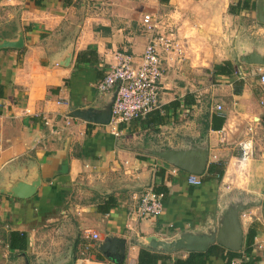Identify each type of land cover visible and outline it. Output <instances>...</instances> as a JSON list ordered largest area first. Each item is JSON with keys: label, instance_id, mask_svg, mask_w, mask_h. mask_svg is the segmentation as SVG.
<instances>
[{"label": "crops", "instance_id": "obj_1", "mask_svg": "<svg viewBox=\"0 0 264 264\" xmlns=\"http://www.w3.org/2000/svg\"><path fill=\"white\" fill-rule=\"evenodd\" d=\"M127 2L44 0L39 8L34 0H0V264H119L107 254L121 245V264H136L150 237L219 245L218 239L231 237L235 213L242 234L238 251L256 225L251 256L264 264V85L258 73L264 66L246 65L237 49H227L232 23L236 27L237 18L249 14L229 12L237 0L140 1L142 28L143 16L160 7L181 16L183 37L175 36L182 57L161 59L157 110L163 115L173 102L186 104L163 125L146 127L136 119L114 137L104 124L70 116L74 110L107 112L113 94L99 95L95 85L114 52L142 55L148 35L129 30ZM15 41L20 48L4 46ZM255 53L264 57V47ZM225 62L230 76L215 72ZM251 120L257 123L256 153L244 159L238 143ZM210 164L224 171L205 181ZM189 175L202 185H190ZM36 178L33 196L6 194ZM148 188L162 192L163 213L135 220V197ZM110 196L116 205L100 212ZM12 231L27 235L25 252L9 249ZM85 231L98 239L84 238ZM156 252L173 260L189 251Z\"/></svg>", "mask_w": 264, "mask_h": 264}, {"label": "built area", "instance_id": "obj_2", "mask_svg": "<svg viewBox=\"0 0 264 264\" xmlns=\"http://www.w3.org/2000/svg\"><path fill=\"white\" fill-rule=\"evenodd\" d=\"M142 24L148 35L142 55L135 59L124 52H114L112 64L100 79L95 89L99 95H106L116 90V96L111 107V118L106 126L114 137L121 135V126L136 119H144L149 113L157 109V96L159 83L163 76L161 59L163 56L170 60L172 56L181 58L182 48L177 43L172 28L156 31L158 26L154 15H144ZM259 80L264 85V70L258 68ZM237 75V72H235ZM221 110V106H217ZM256 121L251 120L246 128L245 137L238 143L242 158L252 159L255 156V130ZM225 133H221V141L225 140ZM177 174L176 169L172 170ZM187 182L193 186L202 185L201 179L196 175H189ZM137 207L134 219L157 217L163 213V194L156 193L151 188L145 189L135 197ZM129 230L132 228L129 226ZM84 238L97 240L98 235L90 231L84 232ZM125 264H134L127 260Z\"/></svg>", "mask_w": 264, "mask_h": 264}, {"label": "trees", "instance_id": "obj_3", "mask_svg": "<svg viewBox=\"0 0 264 264\" xmlns=\"http://www.w3.org/2000/svg\"><path fill=\"white\" fill-rule=\"evenodd\" d=\"M44 0H34L37 7H42ZM64 4H70L72 0H62ZM161 4H166L168 0H159ZM256 9V0H237L233 5L229 6V12L232 14L248 12L251 13ZM81 55L77 57V63L80 62ZM232 66L229 62H225L223 65L215 67V72L218 74L228 75L232 74ZM186 103H180L178 101L173 102L164 107V114L161 115L160 111L155 109L149 113L143 120V126L155 128L159 125H163L165 120L168 119V115L173 116L176 110L180 109ZM150 116V117H148ZM168 117V118H167ZM140 120V119H139ZM224 166L219 164H210L204 175L205 181L213 179L212 176L217 175L220 177L223 174ZM155 192L160 191L155 189ZM162 193V192H161ZM116 205V200L110 196L105 199L104 203L99 207L100 212H108L110 208ZM255 224V223H254ZM256 225H251L247 231L244 250L231 251L224 247L214 244L210 245L204 252H188L185 258L171 259L170 255L162 254L150 251L145 248H141L138 253L136 264H166L172 261V264H215L214 261L218 259L221 264H232L236 259H240V264H255V260L252 256V247L254 244V238L256 236ZM8 246L10 250H16L19 252H25L28 246V238L25 233L12 231L8 234Z\"/></svg>", "mask_w": 264, "mask_h": 264}, {"label": "water", "instance_id": "obj_4", "mask_svg": "<svg viewBox=\"0 0 264 264\" xmlns=\"http://www.w3.org/2000/svg\"><path fill=\"white\" fill-rule=\"evenodd\" d=\"M256 11H257V16H258V21L261 23H264V11H262L261 7L259 4L256 6ZM7 44L4 45L5 47H15V48H20L21 47V42H6ZM69 58V55H67V58ZM244 62L250 65H257V66H264V57H258L257 55H251L249 58L244 59ZM112 100L111 104L109 105V109L107 112L103 113H96L93 112L92 109H88L86 111H77L74 110L70 116H75L82 118L86 121L93 122V123H99V124H108L111 118V107L114 102L115 96H116V90L112 91ZM179 165L180 167H183L187 170H189L191 173H195L193 169H190V167H187L186 165L183 164H176ZM31 185L25 186L23 185H18L17 187L11 188L9 191L6 192V194L16 197L19 199H27L31 196H33L38 189L40 185V180L39 178H36V180L32 183ZM26 187V188H24ZM232 235L230 238L227 240H221L218 239L219 245L224 247L225 249L231 250V251H238L241 248L242 245V234L241 230L238 224L237 220V213L234 215V224L232 225ZM123 243V240L122 242ZM147 243H148V250L151 251H158L159 248H161L164 252H169L172 249H180L183 248L187 251H194V252H204L206 249L210 246L207 245V242H200V243H192L191 241H187L183 238L176 239L171 242H163L155 239L154 237L147 238ZM99 249L102 252H105V246H100ZM124 250L125 248L121 245L119 249H117L114 253H108L107 255L111 257V259H114L116 262L121 264L124 260ZM157 253H162V252H157Z\"/></svg>", "mask_w": 264, "mask_h": 264}, {"label": "rangeland", "instance_id": "obj_5", "mask_svg": "<svg viewBox=\"0 0 264 264\" xmlns=\"http://www.w3.org/2000/svg\"><path fill=\"white\" fill-rule=\"evenodd\" d=\"M140 1L142 0H128V4L125 7V19L128 23L129 30H131L134 34H146L145 29L142 28L140 24V17L145 12L143 9V3H140ZM231 1L234 3V0ZM257 4H259L262 11H264V0H256V6ZM153 13L158 26H161V28H157V32L167 29L166 26L169 25L175 33H179L181 36L180 39H182V30L179 25V21H177L178 19H181V16L178 18L171 17L170 9H166L165 7H160L156 11L154 10ZM235 26L236 27H234L232 23L231 36L227 37V49L230 52L237 49L242 55L241 61L245 64L244 59L249 58L251 55L258 56V53L256 54L255 50L264 47V38H262V36L264 37V31H260L261 28H264V23L258 21L257 11L255 9L253 12L247 14V16H239L235 22ZM193 28L195 27L193 26ZM200 40L202 41V39ZM207 41H211V39L209 38ZM195 43H197L196 40ZM258 57H261V55ZM246 65L250 64L246 63Z\"/></svg>", "mask_w": 264, "mask_h": 264}]
</instances>
